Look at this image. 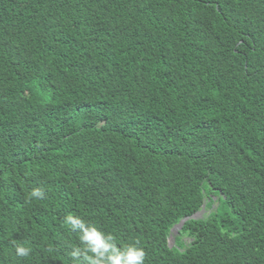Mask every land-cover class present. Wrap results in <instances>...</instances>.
Returning a JSON list of instances; mask_svg holds the SVG:
<instances>
[{
  "label": "trees",
  "instance_id": "trees-1",
  "mask_svg": "<svg viewBox=\"0 0 264 264\" xmlns=\"http://www.w3.org/2000/svg\"><path fill=\"white\" fill-rule=\"evenodd\" d=\"M68 213L264 264V0H0V264H71Z\"/></svg>",
  "mask_w": 264,
  "mask_h": 264
},
{
  "label": "clouds",
  "instance_id": "clouds-1",
  "mask_svg": "<svg viewBox=\"0 0 264 264\" xmlns=\"http://www.w3.org/2000/svg\"><path fill=\"white\" fill-rule=\"evenodd\" d=\"M44 196L45 191L42 188H33L29 193V199L41 200ZM62 223L75 232L79 239V244L72 245L69 253L71 264H145L147 254L139 246V241L119 243L112 232L105 231L94 221L73 213H68ZM12 243L18 257L27 258L32 254L31 247L15 241Z\"/></svg>",
  "mask_w": 264,
  "mask_h": 264
},
{
  "label": "water",
  "instance_id": "water-1",
  "mask_svg": "<svg viewBox=\"0 0 264 264\" xmlns=\"http://www.w3.org/2000/svg\"><path fill=\"white\" fill-rule=\"evenodd\" d=\"M205 209V207H203V209H202V212H203V210ZM200 214H201V212L200 213H197L196 215H194L192 218L194 219V220H198V219H200ZM191 218H186V219H183L178 225H176L172 230H171V235H170V237H169V244H170V238H173V236L177 233H179V231L182 229V227L185 225V223L188 221V220H190ZM171 247V246H170Z\"/></svg>",
  "mask_w": 264,
  "mask_h": 264
},
{
  "label": "rangeland",
  "instance_id": "rangeland-1",
  "mask_svg": "<svg viewBox=\"0 0 264 264\" xmlns=\"http://www.w3.org/2000/svg\"><path fill=\"white\" fill-rule=\"evenodd\" d=\"M211 211H206L205 212V209L203 210V212H201V214H200V218H202L204 215H206L207 213H210ZM178 236V234L176 233L174 236H173V238H170V246H175V241H174V239L176 238Z\"/></svg>",
  "mask_w": 264,
  "mask_h": 264
}]
</instances>
